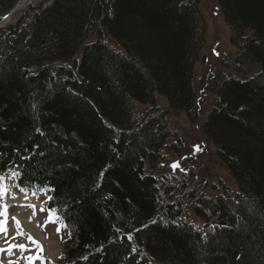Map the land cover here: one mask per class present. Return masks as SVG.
<instances>
[{
	"label": "trees",
	"instance_id": "obj_1",
	"mask_svg": "<svg viewBox=\"0 0 264 264\" xmlns=\"http://www.w3.org/2000/svg\"><path fill=\"white\" fill-rule=\"evenodd\" d=\"M18 1L0 0V16ZM218 2L237 48L223 64L258 69L214 77L203 131L238 186L214 199L198 183L174 200L150 169L175 137L157 95L197 111L198 0H46L0 32V175L48 186L65 264H264V0ZM186 200L219 222L186 220Z\"/></svg>",
	"mask_w": 264,
	"mask_h": 264
},
{
	"label": "rangeland",
	"instance_id": "obj_2",
	"mask_svg": "<svg viewBox=\"0 0 264 264\" xmlns=\"http://www.w3.org/2000/svg\"><path fill=\"white\" fill-rule=\"evenodd\" d=\"M45 1L36 0L33 2L34 6L32 7L39 6ZM198 2L205 20L206 32L204 47L200 51L201 58L195 65V105L197 111L191 117L184 111L174 110L169 106L167 99L161 95H157L154 104L158 110H167L169 120L175 131V137H172L170 142H168L169 144L165 145L164 149H162V156H160L155 166H150V169L153 167V171L155 170L154 174L161 177V186L165 193L174 192V200L184 198L187 191L192 188H197L198 183L200 186H203L204 191L209 197H213V199L219 193L224 192L228 186L231 187V191L238 189L235 178L217 156L215 145L205 136L203 126L214 105L215 95L211 87L216 73L224 71L228 75L233 74L237 77L245 78L251 76L258 69L256 66L248 67L244 65L240 67V65L226 66L227 64H223L226 56L237 52V48L231 43V28L225 19L218 0H198ZM26 9L15 13L10 23L4 27H0V30L14 25L17 22L15 21L16 18H19L24 13H28L29 10ZM6 15L0 16V22ZM96 39H98V36L92 35L88 42H93ZM81 50L82 48L78 51L77 55H80ZM223 65H225V68ZM239 68L247 69L239 73L237 72ZM150 107H152L150 104L135 103V109H137L136 112L139 115H144L153 109ZM175 144L178 147H173ZM176 162H179V167L173 169L172 165ZM0 184L7 186L8 193L10 195L13 194V190L9 189V184L11 186L15 185V178L13 176H5L4 179L0 180ZM26 194L20 196L29 197ZM46 197L47 194L42 193L39 195L40 199H37L40 201L43 199L41 201L43 207L46 205V201L44 200ZM186 201L184 202V218L186 220L196 226L200 225L203 227H206V223L208 225H215L219 222L216 216H209L213 213L211 207H206L204 204L205 209L202 208L199 210L209 216V221L205 222L196 214L197 206L200 204L196 202L194 209L193 201ZM59 225L60 222L57 220L55 228ZM58 236V244L60 243V245H58L59 248L53 253V259L44 257L45 255L50 256V252L45 247H42L43 251L41 254L43 253L42 255L44 256L39 261V264H64L61 256L65 252L64 241L68 237L64 228L61 229Z\"/></svg>",
	"mask_w": 264,
	"mask_h": 264
},
{
	"label": "bare ground",
	"instance_id": "obj_3",
	"mask_svg": "<svg viewBox=\"0 0 264 264\" xmlns=\"http://www.w3.org/2000/svg\"><path fill=\"white\" fill-rule=\"evenodd\" d=\"M34 1L36 0L19 1L13 7V12L11 14L10 12H6L8 14L0 22V27L9 24L15 13L26 8L29 9ZM28 69L34 73L30 65ZM0 188L7 189V186L0 184ZM41 201L36 198L34 199L32 195L29 197L16 194L10 195L8 190L5 195H0V229H5L4 231H0V248L5 249V251L0 252V261H2L3 264H9L10 261H12L13 264H39V261L43 259L44 255H42L43 253L41 254V248L37 246V243L33 242V239L38 241L42 247H45L46 250L50 252V256L45 255L44 257L53 259V253L59 248L58 245H60V243L58 244L59 233L56 231L55 224H50L48 222L49 216L45 213L47 212L45 208V212L41 211V209H43ZM5 206H7L6 209ZM12 245H25L27 250L19 247H11ZM10 247L11 250L8 251L7 249ZM37 256L42 258L33 259L30 262V257L34 258Z\"/></svg>",
	"mask_w": 264,
	"mask_h": 264
},
{
	"label": "snow or ice",
	"instance_id": "obj_4",
	"mask_svg": "<svg viewBox=\"0 0 264 264\" xmlns=\"http://www.w3.org/2000/svg\"><path fill=\"white\" fill-rule=\"evenodd\" d=\"M172 167H173V169L178 168V167H179V162L174 163V164L172 165ZM0 172H2V169H0ZM2 179H4V177H3V175H0V180H2ZM6 191H7L6 188H0V195H5V194H6ZM47 191H48V186H42V187H41V192H45V193H46ZM51 191H55V189H51ZM53 199H54L53 196H48V197H47V200H48L49 204H51V201H52ZM6 207H7V206H5V209H6ZM41 211H45V210H44V209H41ZM47 214H48V216H49V221H48V222H49L50 224H56V223H57V220L59 219V214H58L54 209H52L51 207H49V208L47 209ZM5 223H6V222H5ZM66 227H67L66 225H59V226L56 228V231L59 233V232L61 231L62 228H66ZM4 230H5V229H0V231H4ZM118 231H119V230H118ZM128 238L131 239V238H132L131 235H129ZM33 242H34V243H37V246L41 248V251H43V248H42V246L39 244L38 241H35V240L33 239ZM11 247H19V248H21V249H25V250H27L25 245H19V246H17V245H12ZM11 247H10L9 249H7V250L10 251V250H11ZM3 251H5V249L0 248V252H3ZM41 258H42V257H39V256L34 257V258H31V257H30L29 260H30V262H31L33 259H41ZM0 264H3V262L0 261ZM9 264H13V262L10 261Z\"/></svg>",
	"mask_w": 264,
	"mask_h": 264
},
{
	"label": "water",
	"instance_id": "obj_5",
	"mask_svg": "<svg viewBox=\"0 0 264 264\" xmlns=\"http://www.w3.org/2000/svg\"><path fill=\"white\" fill-rule=\"evenodd\" d=\"M36 67H37V65H31V66H30V68H31L33 71H35Z\"/></svg>",
	"mask_w": 264,
	"mask_h": 264
}]
</instances>
